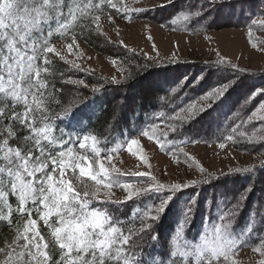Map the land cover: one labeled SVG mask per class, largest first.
<instances>
[{
	"label": "snow or ice",
	"instance_id": "1",
	"mask_svg": "<svg viewBox=\"0 0 264 264\" xmlns=\"http://www.w3.org/2000/svg\"><path fill=\"white\" fill-rule=\"evenodd\" d=\"M172 2L167 0V4ZM142 3L143 0H133V4ZM226 7L231 9L227 14ZM237 7L243 14L244 5L238 0H204L203 3L197 0L191 8L181 9L170 18V23L195 20V25L203 31L223 27L231 23ZM144 11L145 8H134L125 0H0V264H240L236 257L247 244L245 234L255 231L253 225L257 218L260 225H264V192L256 204L250 206L256 188L249 177V183L233 192L230 199L225 197L227 203L223 208L216 205L219 215L209 221L210 226L202 224L196 238H188L199 204L195 193L180 209L176 227L168 236H162L156 222L170 210L178 193L194 188L203 179L165 183L147 172H122L112 163L115 155L127 150L132 156L143 159L141 139L129 136L123 143L113 140L114 146L105 154L99 138L104 136L108 142L107 137L117 128L128 110L127 105H122L119 112L114 109L101 132L84 125L82 108L65 107L58 98L57 92L62 93L63 88L57 87V75L61 77V84L74 85L77 89L90 85L84 80L65 78L56 68V57L72 68L80 69L81 65L78 60L69 61L58 51L53 38H60L67 53L83 57L79 41H87L93 34L104 35L102 19L112 26L117 16L131 23L132 13ZM251 24L264 28V18L253 19ZM116 32L119 34V29ZM248 36L251 40V29ZM252 47L257 48V45L252 43ZM259 50L264 52V47ZM146 59L162 70L168 64L178 63L175 57L164 61L158 53L155 57L146 55ZM112 62L115 64V60ZM215 65L236 69L219 52ZM129 78L130 74L123 79L113 76L104 83L121 85ZM204 79L200 77L201 81ZM238 86L235 77L226 78L189 102L187 107L180 106L179 111L169 115L167 121L172 123H167L163 130L159 123L148 122L139 129V137L163 149L162 140L174 139L168 136L169 132L176 134L183 129L185 121L190 126L192 121L198 123V115L201 119L205 113L211 116L215 111L213 105L218 101L222 103L226 93ZM152 89L151 82L142 86L145 93ZM90 90L99 93L102 84L92 85ZM256 97L264 101V87L257 88L253 83L245 104ZM53 104L60 106L59 110L54 109ZM65 120V127L70 129L66 133L56 123ZM224 140L264 146V102L254 105L248 114L238 115ZM133 146H136L135 151ZM219 147L224 149L226 143L220 142ZM179 152L183 153L182 147ZM184 155L188 158L186 153ZM261 155L264 156V152ZM259 166L264 169V159L259 161ZM199 171L202 178L209 175L203 167H199ZM254 171L253 165L233 168L228 174ZM126 175L149 179L143 184L138 180L122 181L121 177ZM115 188L121 189L123 199L116 196ZM154 194L158 202L130 213L131 227L110 211L95 207L98 201L119 205L134 198L150 199ZM245 208L250 209V222L237 233L235 221ZM258 239L259 244L253 246L252 251L258 254L256 264H264V234ZM157 245L163 251L157 252Z\"/></svg>",
	"mask_w": 264,
	"mask_h": 264
},
{
	"label": "trees",
	"instance_id": "2",
	"mask_svg": "<svg viewBox=\"0 0 264 264\" xmlns=\"http://www.w3.org/2000/svg\"><path fill=\"white\" fill-rule=\"evenodd\" d=\"M126 3L132 7H142L137 4H133V0H125ZM204 0H200L203 3ZM239 3L244 5L243 14L240 12V8L237 7L235 14L232 16L231 23L223 27H212L206 31L201 30L200 27L195 25V20L178 21L176 25H171L170 18H174L181 9L188 10L192 5L197 3V0H173L171 4H166L161 8L159 5L149 6L146 11L139 14L132 13L133 20L146 21L148 23H155L160 25L163 29L185 33L188 35H205L211 31L220 28H232L237 30H243L249 44L256 42V33L260 32L264 28H259L251 24V20L264 18V0H238ZM231 9L225 8V14L230 12ZM103 22L107 23L104 19ZM116 21L126 22V20L117 16ZM252 30L251 40L249 39L248 32ZM101 35L93 34L87 41L80 40L90 47L99 50V52L111 59H116L120 64L121 69L124 71V76L130 74V78L121 85H113L111 83H104L109 81L100 75H93L88 71H82L80 74H70V66L59 61L55 58L56 68L64 73V77H70L75 80H84L90 85L89 88L70 87L69 84H61V77L57 75V87L63 88V92H57L58 98L62 99L64 106L75 105L77 108L83 109V115L85 116L84 125L89 128H94L97 131L105 130V122L112 116L114 109L117 112L120 111L122 105H127V111L123 114V118L118 124L117 128L112 131V135L107 137V143L105 137L100 136V148L103 153L110 151L114 146L112 141L116 143H123L129 136L132 138L139 136V129L145 126L148 122H157L161 125L163 130L167 123V117L174 114L175 111H179V107H187L189 102L197 100L200 96L210 90L214 85H217L224 81L228 77H235L239 86L230 89L226 93V97L223 102H217L213 105L215 111L211 116L206 113L203 114V118L198 115L196 120L192 121L191 126L188 121L183 124V129L176 134L168 133L169 137L174 139H164L161 143L164 144L163 149L157 145L159 152L170 158L171 160L179 161L184 158V149L188 146L195 144H202L207 146L217 145L220 142L226 143L233 150L240 151L244 154H250L257 151L261 155L264 152V146L260 144L248 145L244 143H232L225 141L224 137L230 132V125L234 121H237V116H243L248 114L254 105L260 102H264L260 97H256L254 100H250L245 104V100L249 95L250 86L255 83L257 88L264 87V71L256 72L252 70H245L236 66L237 71L233 68L225 66H216L215 62L212 64H168L166 69H159L155 64L151 65V61L144 60L133 56L128 50L123 51L121 48L113 45H105ZM60 42V38L55 36L53 43ZM104 44V46H103ZM50 56L54 54H49ZM148 64L150 67L138 69V65ZM67 74L69 76H67ZM90 76V77H89ZM203 76L205 79L200 80ZM123 79V78H122ZM151 79L153 81V89L151 92L145 93L142 91V83ZM96 84H102V90L99 93H92L91 86ZM175 89L176 92L172 90ZM70 90H74L70 92ZM178 96V98H177ZM87 105V107H83ZM218 105V106H217ZM52 107L59 110L60 106L53 104ZM163 113L164 117L161 118L160 114ZM90 117V119H87ZM60 128L64 129V132L70 131L65 125L67 121L63 123L56 122ZM251 127V125L249 126ZM123 133V137L121 136ZM57 132V135H60ZM89 134H92L91 132ZM75 136V133H73ZM91 144V141L88 142ZM183 148V153L179 152L180 148ZM79 150V149H77ZM120 154V153H118ZM116 154L115 156H117ZM264 159V156H262ZM107 162V161H105ZM208 174V173H207ZM249 177L251 182L255 184L256 191L251 197L249 202L250 206H254L264 192V169H261L259 164L255 165V171L252 173H233L229 175H217L209 174L207 177L202 178L200 175L196 180L203 179L202 183H199L194 188L189 187L182 190L177 194V199L170 205V210L166 211L161 217L160 221L156 222V229L162 236H168L169 233L176 227V220L180 209L183 207L184 202L195 193L199 198V204L195 213L194 219L191 221V227L188 231V238L194 239L198 233L201 232L202 224L204 226H210L209 221L214 220L218 215L219 208H223L227 203L225 197L231 198V194L241 188L242 185L249 183ZM137 180L143 184L149 177H121V180ZM188 183V182H186ZM116 194H123L121 189L115 188L113 190ZM124 195V194H123ZM123 199V198H122ZM157 201V195H153L149 198H134L133 200L116 205L107 201H98L95 203V207L99 210H108L115 216L125 220L127 226L131 227L132 223L130 213L135 212L137 209H142L147 204H152ZM249 208H245L244 211L238 216L235 221V228L237 233L245 228V225L249 224ZM255 231L250 234L246 233L247 244L242 248L239 254H252L257 259L253 263L256 264L258 260V254L252 251L253 246H258V237L264 234V225H260L259 218L253 225ZM6 234V230H3ZM151 250L150 248L148 249ZM163 249L157 245V252H161ZM159 258V257H157Z\"/></svg>",
	"mask_w": 264,
	"mask_h": 264
},
{
	"label": "rangeland",
	"instance_id": "3",
	"mask_svg": "<svg viewBox=\"0 0 264 264\" xmlns=\"http://www.w3.org/2000/svg\"><path fill=\"white\" fill-rule=\"evenodd\" d=\"M166 2L167 0H143L142 5H137L148 9L149 6ZM101 29L104 35L98 37L103 39L105 45L117 46L123 51L128 50L133 56L144 60H147L146 55L155 57L158 53L164 61L175 57V61L178 63L212 64L216 61L219 52L224 59L242 69L264 71V52L259 50L260 47H264V29L255 35L257 48H253L249 44L243 30L232 28L216 29L205 35H188L165 30L155 23L137 20L131 23L116 21L114 26L101 21ZM116 29H119V34ZM149 36L152 39H148ZM54 46L69 61L78 60L80 63V69L70 67V74L77 75L86 70L93 75L107 78L109 81L113 76L122 79L125 75L116 59L113 64V59L83 42H79V51H82L84 55L79 58L67 53L61 42L54 43ZM69 75L67 74V76ZM148 82L153 85V81L148 79L142 83V86ZM70 87L76 86L70 85ZM73 91L70 90V92ZM134 138L141 139L140 149L144 158L134 157L124 150L114 157L112 163L126 174L133 171L147 172L165 183L181 181L186 183L189 180L197 179L201 175L199 167H203L208 174L220 175L222 172L229 173L233 168L255 166L263 159L257 151L244 154L229 146L221 149L217 145L195 144L184 149L188 158L184 155V158L177 162L161 154L153 141L139 136ZM135 150L136 146H133V151ZM105 166L108 167L107 162H105ZM116 196L122 199L124 195L119 193ZM258 196L261 194L258 193ZM236 259L240 261V264H247L253 263L257 258L252 254L242 253L237 255Z\"/></svg>",
	"mask_w": 264,
	"mask_h": 264
}]
</instances>
